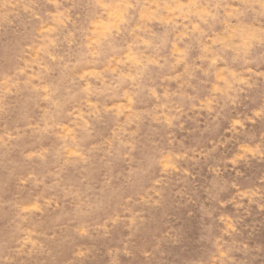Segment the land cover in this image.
Wrapping results in <instances>:
<instances>
[{
	"label": "rangeland",
	"instance_id": "obj_1",
	"mask_svg": "<svg viewBox=\"0 0 264 264\" xmlns=\"http://www.w3.org/2000/svg\"><path fill=\"white\" fill-rule=\"evenodd\" d=\"M0 264H264V0H0Z\"/></svg>",
	"mask_w": 264,
	"mask_h": 264
}]
</instances>
